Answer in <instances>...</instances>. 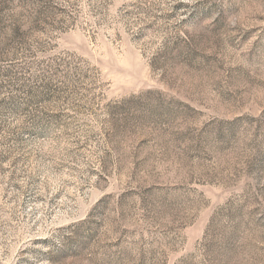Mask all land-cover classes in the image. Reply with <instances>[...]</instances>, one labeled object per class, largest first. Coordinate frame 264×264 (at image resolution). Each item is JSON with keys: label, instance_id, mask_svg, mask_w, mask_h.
<instances>
[{"label": "rangeland", "instance_id": "rangeland-1", "mask_svg": "<svg viewBox=\"0 0 264 264\" xmlns=\"http://www.w3.org/2000/svg\"><path fill=\"white\" fill-rule=\"evenodd\" d=\"M0 264H264V0H0Z\"/></svg>", "mask_w": 264, "mask_h": 264}]
</instances>
